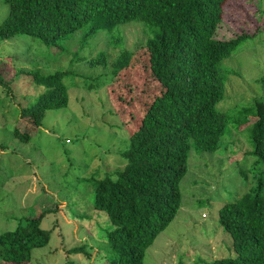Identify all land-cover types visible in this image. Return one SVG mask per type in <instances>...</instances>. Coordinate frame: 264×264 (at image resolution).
Instances as JSON below:
<instances>
[{"label":"rangeland","instance_id":"rangeland-1","mask_svg":"<svg viewBox=\"0 0 264 264\" xmlns=\"http://www.w3.org/2000/svg\"><path fill=\"white\" fill-rule=\"evenodd\" d=\"M8 9L0 0V22ZM222 9L214 36L247 35L221 62L222 68L236 72L225 74L224 96L216 105L227 115L226 130L216 151L191 148L179 185L180 208L146 249L142 264H209L234 255L217 209L253 185V116L245 110L255 97L264 98V0H227ZM118 30L124 47L139 50L136 71L116 80L107 67L86 62L103 51L116 52L105 32L84 46L78 44L79 32L56 46L24 34L0 41V232L13 229L20 216L49 210L41 227L50 231V239L32 251V264H107L114 255L105 237L110 225L105 213L93 208V192L96 179L112 175L125 163L121 152L141 115L143 99L138 98L147 83L143 44L153 36L152 28L140 21L119 25ZM61 70L66 72L67 105L44 112L36 133L27 141L20 139L14 129L21 108L32 105L45 90L28 72ZM129 84L130 94L125 89ZM77 245H85L88 255L68 253Z\"/></svg>","mask_w":264,"mask_h":264},{"label":"trees","instance_id":"trees-1","mask_svg":"<svg viewBox=\"0 0 264 264\" xmlns=\"http://www.w3.org/2000/svg\"><path fill=\"white\" fill-rule=\"evenodd\" d=\"M2 1L9 9L0 22V41L24 34L56 46L79 32L78 44L84 46L105 32L116 52L103 51L86 62L107 67L115 80L136 71L139 48L124 47L123 35L114 29L134 21L152 28L153 36L139 43L147 51V83L138 98L143 99L141 115L121 152L125 163L112 175L96 179L92 200L110 225L105 237L114 255L107 264H142L146 249L180 208L179 185L191 148L206 152L219 148L228 118L216 105L224 96L225 74H236L222 68L221 62L247 35L214 36L227 0ZM65 73L28 72L45 90L32 105L21 108L14 129L20 139L27 141L36 133L44 112L67 105ZM125 89L133 91L130 84ZM245 113L253 116L249 151L254 158L253 185L218 207V223L229 234L234 255L209 264H264V98L255 97ZM46 212L20 216L13 229L0 232V264H32V251L50 239V231L41 227ZM85 247L67 251L88 255Z\"/></svg>","mask_w":264,"mask_h":264},{"label":"built area","instance_id":"built-area-1","mask_svg":"<svg viewBox=\"0 0 264 264\" xmlns=\"http://www.w3.org/2000/svg\"><path fill=\"white\" fill-rule=\"evenodd\" d=\"M67 142H68V140H67Z\"/></svg>","mask_w":264,"mask_h":264}]
</instances>
